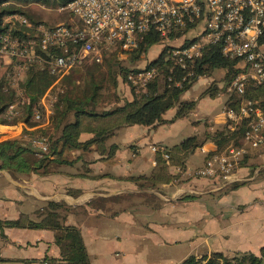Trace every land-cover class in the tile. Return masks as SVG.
Masks as SVG:
<instances>
[{
    "label": "crops",
    "instance_id": "obj_1",
    "mask_svg": "<svg viewBox=\"0 0 264 264\" xmlns=\"http://www.w3.org/2000/svg\"><path fill=\"white\" fill-rule=\"evenodd\" d=\"M221 70L223 77L214 73L199 77L206 78V88L198 97L182 96L197 101L187 117L173 120L174 107L164 114L165 123L123 126L101 144L67 149L68 163L59 164L57 171L49 174L13 175L0 167V221L27 222L25 226L0 227V264H67L55 242L56 232L29 226V222L41 220L51 200L70 207L66 224L80 228L90 259L87 264H177L191 254L213 251L260 253L264 247V143L249 149L227 179L196 174L218 153L211 138L190 154L183 166H169V172L176 175L174 180L142 186L145 181L132 179L157 172L158 153L166 158L153 151L152 145L163 144L169 149L189 136L225 126L228 95L222 98L226 70ZM213 83L220 88L217 96L202 95ZM130 99L127 94L103 106L110 109ZM197 109L212 111L193 120L192 131L189 122L182 120ZM186 126L192 134H185ZM50 127L30 126L25 120L0 124V141ZM94 135L85 129L80 141Z\"/></svg>",
    "mask_w": 264,
    "mask_h": 264
},
{
    "label": "built area",
    "instance_id": "obj_2",
    "mask_svg": "<svg viewBox=\"0 0 264 264\" xmlns=\"http://www.w3.org/2000/svg\"><path fill=\"white\" fill-rule=\"evenodd\" d=\"M62 11L77 17L75 23L61 22L47 25L29 22L20 16L23 27L12 18L3 20L0 31V82L3 75L12 78L14 100L8 105L5 117L13 120L23 115L30 102L29 95L17 87L30 68L36 66L54 77L53 84L34 105L32 120L41 125L51 124L58 93L65 92L64 80L87 58L97 63L105 53L114 49L132 50L155 31L162 39L179 31H192L194 38L185 45H168L167 60L174 67H187L200 57L207 46L221 44L222 53L237 59L239 73L228 85L229 92L244 95L250 85L264 86V0H65ZM71 46H76L70 50ZM167 46V47H168ZM64 48L67 54L52 52ZM159 67H143L128 74V80L141 89L161 76ZM186 77H184L185 79ZM172 79V77H171ZM177 84L181 82L177 81ZM259 98V97H258ZM258 98L243 99L238 108L225 109L226 121L234 125L245 117H253L241 145H232L222 153L209 157L196 174L203 177L222 176L227 179L247 157L249 149L264 143V109ZM31 143L38 153L49 150V137L36 134ZM152 150L169 158L163 144L152 145Z\"/></svg>",
    "mask_w": 264,
    "mask_h": 264
},
{
    "label": "trees",
    "instance_id": "obj_3",
    "mask_svg": "<svg viewBox=\"0 0 264 264\" xmlns=\"http://www.w3.org/2000/svg\"><path fill=\"white\" fill-rule=\"evenodd\" d=\"M7 1L0 0V31L4 29L3 20L6 15L18 12V9H15L14 6L4 4ZM41 22L33 20L35 24ZM182 33L183 31H179L176 34L181 35ZM173 36V34L170 35V37ZM161 40L160 34L153 31L145 36L137 48L130 51H132L134 57H139L142 53H148L151 47ZM189 43L191 41L186 42L185 45ZM75 47L71 46L70 50L76 49ZM169 48L170 46L163 49L157 58L148 63L147 67H159L163 70V74L148 82L145 87L137 90V87L128 80L130 72H125L123 80L129 85L131 84L133 96L132 99L125 100L122 105L117 104L110 109L104 108L105 103L99 100L102 84L93 75L96 69L91 71L92 76L86 81L83 89L78 91L74 89L75 87H71L67 92L65 91L66 93L59 92L54 113L51 117L50 129H34L26 131L23 138L0 141V167L9 169L13 175L17 173L44 175L56 172L59 164L68 163L64 154L67 149L87 148L93 143L101 144L107 137L123 126L135 124L155 126L165 123L167 121L164 114L174 107L177 108V113L173 120L187 117L195 109L197 101L195 99L184 100L182 96L199 77L211 76L218 69L226 70V85L224 87L226 91L229 83L239 73L238 60L226 57L222 53L221 44L207 46L203 54L193 62H189L187 67L183 68L176 65L172 71L169 67L173 66V62L166 59ZM126 51L129 50L116 47L106 52L105 57L111 54L120 56L121 53ZM52 52L67 54L65 49L60 47L52 48ZM110 64L114 65L113 62ZM72 73L66 78H71ZM26 75L27 79L22 85L24 91L30 97V102L25 107L23 115L13 120H8L5 117V111L15 98L14 91L10 89L6 94L4 92L5 82H0V124H11L20 120H25L30 126L39 124L32 120L33 108L54 81V77L47 70L36 66L30 68ZM111 76L113 83L117 85L118 80L115 70L111 72ZM184 77L186 78L184 79ZM177 81L181 84H177ZM73 85H75V82ZM219 92L220 88L216 83H213L202 95L215 97ZM229 95L225 109L238 108L243 99H254L258 96V104L264 109V86L262 85H250L244 95H239L235 91ZM116 100H120V98L112 101ZM252 121V116L245 117L241 122L234 125H230L232 124L231 121H227L224 127L206 132L202 136H189L181 143L168 149L169 158H164L158 153L159 168L157 172L150 176L142 175L132 179L138 183L145 181V184H141L142 186L170 182L176 178V175L168 170L171 164L183 166L185 159L210 138L216 142L218 153L226 151L232 145H241ZM85 129L94 131L95 135L90 140L82 142L79 136ZM36 134H44L49 137L50 146L47 152L38 153L33 147L31 139ZM190 197L191 195L186 196V198ZM69 209L70 207L66 204L51 200L41 213V220L29 222V226L54 230L56 232L55 242L59 245L62 259L67 264H87L90 259L80 228L66 224V212ZM24 220L0 221V227L3 225L25 226L27 222L22 223ZM177 264H264V247L260 253L252 251H237L234 253L213 251L202 256L191 254Z\"/></svg>",
    "mask_w": 264,
    "mask_h": 264
},
{
    "label": "rangeland",
    "instance_id": "obj_4",
    "mask_svg": "<svg viewBox=\"0 0 264 264\" xmlns=\"http://www.w3.org/2000/svg\"><path fill=\"white\" fill-rule=\"evenodd\" d=\"M65 2V0H8L4 4L12 5L15 9H18V12L13 13L16 14V16L12 18V21L16 23V26L18 25L20 27H23L24 25L21 22L20 16L27 18L29 22H33V20L42 21L47 25H55L61 22L75 23L77 17H73L70 12L62 11L60 9ZM10 15L12 14L6 15V17ZM176 36L177 35L171 37V41L162 39L159 43L153 45V47L150 49V52L142 53L141 55H139V57H134L132 51L129 50L121 53L120 56L111 54L107 57H104V61L99 63L98 65L94 59L87 58L81 66L76 67L73 70V78L71 77L66 79L67 83L66 87H64V90L67 92L69 89H71V87H75L74 89H77L78 91L83 89L86 81L90 79V76H92L91 71L96 69L93 72V75L96 76V80L102 84L101 94L99 96V100L102 101V103H108L109 101L112 102L113 99L123 98L127 96V94L132 97L133 94L131 84L129 85L123 80L125 72H131L135 69L146 67L148 63L157 58L160 55V52H162V50L165 49L168 45H182L188 41H191L194 38V32H192L191 30L183 31L181 35H178V37ZM112 62L114 63V65L110 64ZM113 70H115V75L117 76V85L113 83V79L111 76V72ZM222 71L223 70L218 69L214 72V75H216V77H223ZM26 77L27 75L25 73V75L21 79L17 80V87H21L24 90L22 83L25 82V80L27 79ZM71 80L73 81V83L75 82V85L72 86L73 83L71 84ZM2 81L5 82L4 92L8 94L9 90L13 89V79L7 78L6 74H4L1 82ZM205 81L206 78L198 79V81H196L192 85V87L183 94L184 98L189 99L198 97L199 94L206 88ZM230 93L231 92H229L228 89L226 91H222V98L225 99L226 94L229 97ZM207 111L211 112L212 110L205 109L203 111L197 109L196 113L192 114L191 117L182 121L189 122L188 127H190V129L193 131L195 128L193 120H195L197 117L202 116V114ZM188 127L186 126L185 128L186 135L192 134L187 133L189 132Z\"/></svg>",
    "mask_w": 264,
    "mask_h": 264
}]
</instances>
